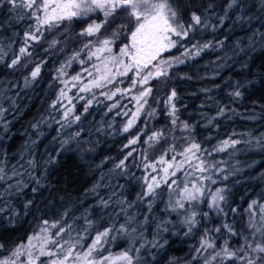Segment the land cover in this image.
<instances>
[{"label":"trees","instance_id":"obj_1","mask_svg":"<svg viewBox=\"0 0 264 264\" xmlns=\"http://www.w3.org/2000/svg\"><path fill=\"white\" fill-rule=\"evenodd\" d=\"M169 3L179 13L178 22L187 24L191 14L196 12L202 19L207 18L209 27L198 26L187 38L160 55L162 62H168L163 63L167 74L149 81L147 86L152 88V93L147 98L148 103L127 133L122 129L137 107L131 97L141 90L138 84H131L129 78L133 73L116 77L112 84L92 88L90 92H79L80 87L100 75L93 65L103 66L95 58L87 59L88 49H84L83 44L91 40L94 49L98 40L111 36V29H102L98 36L80 37L78 33L87 26V21H66L67 27L54 30L55 36L46 32L47 39L34 45L33 56L22 58L23 67L10 69L7 64L22 46V34L29 22H15L7 5L0 7V48L3 49L0 167L9 176L14 168L21 173L7 182L0 181V191L7 190L9 184L24 185L22 191H12L0 198L4 209L0 212V245L3 246L0 259L8 258L18 245L37 233L43 219L51 222L63 218L66 225H73L72 235L75 236L85 224L84 216L101 230L105 225L115 222L118 226L133 217L129 227L137 228L132 234L136 238L134 242L124 234L113 233L116 239L104 244L94 255L118 256L130 247L138 248L145 243L137 264H204V258L213 250L197 253L195 249L206 228L218 226L221 219L248 234L245 231L248 205L252 201L264 204V2L239 0L241 7L233 8H228L231 0H169ZM91 18L102 20L104 17L102 12H96ZM54 38L63 42L44 51L48 41ZM129 42L125 30L112 45L113 54ZM203 44L210 47L199 55H183L193 45ZM76 51H80L79 59L69 64ZM80 59L85 60L83 65ZM38 61L42 62L40 76L26 86L25 78H30V70ZM61 68L64 75L58 71ZM76 75L81 76L80 81H72ZM237 88L242 93L239 98L230 95ZM61 89L72 98V104L63 99L53 108ZM116 89L131 91L107 99L104 93ZM173 90L177 93L173 100L177 109L175 124L168 115L167 104ZM89 100L91 106L84 112ZM113 104L118 107L109 110ZM65 106H74L81 120L62 127V124L67 125L62 119ZM221 107L225 108V114L218 116ZM152 111L154 116L147 115ZM125 112L128 115H124ZM58 120L61 123H57ZM184 124L189 128L185 129ZM158 131L164 132V137L159 142L148 143V136ZM136 136H139L138 142L129 145V140ZM224 140L240 143L222 152L216 151ZM192 142L206 150L203 158L214 167L205 175H211L215 183L203 181L205 201L196 206L198 223L188 233L183 210L173 212L167 208L169 200L174 202L178 197L168 192L166 185L158 190L162 194L155 198L150 211L146 203L137 200V195L142 189V177L157 175L145 168L146 163H154L165 154V159L175 155L181 160L183 157L178 154ZM130 151L132 155L125 161V167L116 168ZM33 178L42 184L35 194L31 191L37 187ZM172 179L179 183L185 176L178 172ZM215 188L225 194L221 206L226 216H217L207 208ZM29 199L34 201V206L26 211L24 204ZM101 199L108 200V208L100 205ZM233 208L235 213L231 212ZM65 212L67 216L63 215ZM204 212H209V216L204 217ZM90 231L91 235L83 241L85 246L95 235V229ZM225 238L221 235L216 244L222 245ZM237 239L231 238L230 246L238 247ZM152 242L157 246L151 247Z\"/></svg>","mask_w":264,"mask_h":264},{"label":"snow or ice","instance_id":"obj_2","mask_svg":"<svg viewBox=\"0 0 264 264\" xmlns=\"http://www.w3.org/2000/svg\"><path fill=\"white\" fill-rule=\"evenodd\" d=\"M5 5H7V10L15 22H29L22 34V46L19 47L18 53L7 64L10 69H16L17 66L23 67L22 58L33 56L34 45H38L42 40L47 39L46 32L55 36L54 30L62 29V26L67 27L65 25L66 21H87V26L78 33L80 37L98 36L102 29L104 31L111 29V36L98 40V46L94 49L91 40L83 44V48L88 49L87 59L92 60L95 58L101 61L103 66L93 65L100 75L90 81L89 84L80 87L79 92H90L92 88L112 84L116 77L128 76L129 73H133V77L129 78L131 84L133 86L138 84L141 90L138 95L131 97L136 102L137 107L122 129L125 133L129 132L134 126L144 110V106L148 103L147 98L152 93V88L147 86L150 79L167 74V69L159 64L155 66L156 71L153 72L150 69L152 62L157 59L162 51L175 47L180 40L187 38L189 33L197 29L198 26L209 27L207 18L202 19L201 15L196 12L191 14L187 24L178 22L179 13L171 6L169 0H0V7ZM233 7H241L239 0H231L228 8ZM96 12H102L104 18L102 20L92 19L91 14ZM121 17H123V20H121ZM222 20L223 18H221ZM118 21L119 23H117ZM125 30L128 32L130 43L124 44L116 54H113L112 45ZM173 37L178 39H173ZM62 42L60 38H54L48 41V47L44 51L55 48ZM208 47H210L209 44L193 45V48L186 49L183 55H199L200 51ZM2 53L3 49L0 48V60L3 59ZM79 57L80 51H76L70 57L68 63L70 64L72 60H77ZM179 62L183 63L182 60ZM41 63L39 61L34 63V67L30 70V78H25L26 86L32 81H36L40 76ZM79 63L83 65L85 60L80 59ZM162 63L167 64L168 62L163 61ZM58 71L61 75L65 74L63 68ZM85 71H88V69H85ZM89 75H92V73L89 72ZM71 79L72 81H80L81 76L76 75ZM64 83L67 86V82ZM127 91H131V89H116V91L104 93V95L111 100L117 93L124 95ZM230 95L239 98L242 93L237 88ZM176 96L177 93L173 90L167 98L168 115L173 117L171 121L173 124L176 123L177 119V109L173 103ZM63 99H67L68 104H72V98L67 97V93L61 89L59 97L52 107L55 108L56 104ZM90 106L91 100L87 102L83 111L87 112ZM116 107H118V104H113L109 110ZM0 114H2V109H0ZM117 114L119 115V113ZM224 114L225 108H219L217 115L223 116ZM124 115H128V113L125 112ZM147 115L154 116L155 112H149ZM62 119L67 121V125L62 124V127L71 126L73 122L81 120V115L74 112V106H65ZM57 123H61V121L58 120ZM209 123H211V120ZM184 128L188 129L189 125L184 124ZM76 135L78 136L79 132ZM164 135L165 133L162 131L153 132L148 136L147 142L150 144L159 142ZM138 140L139 136L130 139L129 145L136 144ZM239 143V140H224L216 148V151L222 152L227 147H235ZM204 151L206 150L202 149L200 144L192 142L183 152L178 154L183 157L181 160H177L175 155L170 159H165V154L161 155L154 163H146L145 168L151 169L157 175L149 174L142 177V189L137 195V200L146 203L150 211L155 198L162 194L158 190L161 189L162 185H166L167 191L178 197L174 202L170 199L167 208L173 212L183 210L185 214L183 223L187 226L188 233L198 223L196 217L199 212L196 210V206L205 201L206 189L203 181L208 180L215 183L211 175H205V173L211 171L214 165L203 158L202 153ZM131 155L132 152H128L115 167L123 169L125 161ZM158 165L162 167L158 168ZM186 166L187 171L185 170ZM178 172L183 173L185 176V180L179 183L177 179H172L177 176ZM160 173L163 175H159ZM195 173H200V175L197 176ZM18 175H21V173L15 168L12 170V175L9 176L4 168L0 167V181L7 182ZM33 179L37 187H33L31 191L35 194L42 187V184L39 179ZM173 185L177 187L174 188ZM23 188L24 185L20 182H17L15 186L9 184L7 190L0 191V198L5 194H11L12 191H22ZM222 193V189L217 190L211 196L210 202H207V208L217 216L227 215L225 209L221 206L222 202L225 201V196ZM99 203L103 208L109 207L108 200L101 199ZM119 203H123V201ZM32 206H34V201L29 199L24 204V209L27 211ZM3 210V207L0 206V212H3ZM122 211L124 210L122 209ZM246 211L249 214L245 227L247 235L242 231H238L231 223L223 222L222 219L218 226L206 228L201 236L199 247L195 249L197 253L207 252L209 249L213 250L204 258V264H213V262H216V264H227V262H231V264H264V204L252 201ZM231 212L235 213L236 209H231ZM67 214L65 212L63 215L67 216ZM203 216L208 217L209 212H204ZM83 218L85 224L81 232H77L75 236L72 235L75 228L72 224L66 225L63 218L51 222L48 219H43L39 231L30 236L26 243L18 245L8 258L0 259V264H118V262L137 264L141 259L139 253L140 249L146 246L145 243H141L138 248L130 247L118 256L98 257L94 255L102 250L104 244L116 239V235H113V233L124 234L134 242L136 238L132 234L137 232V228L129 227L134 219L133 217H128L124 223L118 226L115 222L111 225H105L102 230L95 228V222L88 219L87 216ZM146 221L147 217H145ZM93 229H95V235L92 237L91 242L85 246L83 241L91 235L90 230ZM221 235L226 238L223 240V244L218 246L216 240L220 239ZM140 236H143V232H140ZM233 237L238 238L235 241L238 247L230 246L229 240ZM156 246L155 242L151 243V247ZM2 247L0 245V248ZM85 247L87 248L86 251L80 250ZM130 253H135V255ZM21 257H25V259L22 260Z\"/></svg>","mask_w":264,"mask_h":264},{"label":"rangeland","instance_id":"obj_3","mask_svg":"<svg viewBox=\"0 0 264 264\" xmlns=\"http://www.w3.org/2000/svg\"><path fill=\"white\" fill-rule=\"evenodd\" d=\"M173 39H174V37H173ZM130 43V42H129ZM169 50V49H168ZM166 51V50H165ZM164 51H162L159 55H158V57H157V59L156 60H154L153 62H152V64L150 65V69L153 71V72H155L156 71V65L157 64H159L161 67H163V63H162V61L160 60V55L163 53ZM147 71V70H146ZM151 80V79H150ZM217 190H221L220 188H215V190L213 191V194L217 191ZM223 195H225L224 194V192L222 193ZM21 259H25V257H21Z\"/></svg>","mask_w":264,"mask_h":264}]
</instances>
